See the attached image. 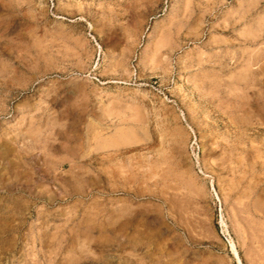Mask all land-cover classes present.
<instances>
[{
    "label": "rangeland",
    "instance_id": "374dc122",
    "mask_svg": "<svg viewBox=\"0 0 264 264\" xmlns=\"http://www.w3.org/2000/svg\"><path fill=\"white\" fill-rule=\"evenodd\" d=\"M0 264H264V0H0Z\"/></svg>",
    "mask_w": 264,
    "mask_h": 264
}]
</instances>
